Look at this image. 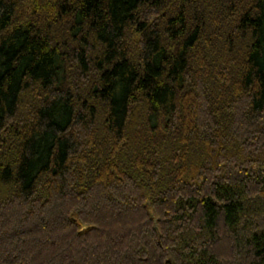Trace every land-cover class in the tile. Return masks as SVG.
I'll return each instance as SVG.
<instances>
[{"label":"trees","instance_id":"16d2710c","mask_svg":"<svg viewBox=\"0 0 264 264\" xmlns=\"http://www.w3.org/2000/svg\"><path fill=\"white\" fill-rule=\"evenodd\" d=\"M0 264H264V0H0Z\"/></svg>","mask_w":264,"mask_h":264}]
</instances>
